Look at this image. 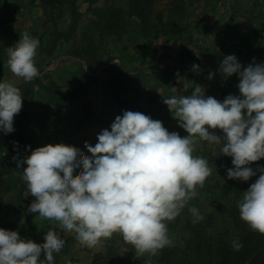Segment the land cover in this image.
<instances>
[{
    "label": "rangeland",
    "instance_id": "obj_1",
    "mask_svg": "<svg viewBox=\"0 0 264 264\" xmlns=\"http://www.w3.org/2000/svg\"><path fill=\"white\" fill-rule=\"evenodd\" d=\"M127 1L92 0L89 4L57 0L43 4L42 0H0V80H13L23 96L22 108L14 115V131L0 132V219L9 221L21 237L37 246L43 245V238L55 227L27 211L34 197L27 195L25 182L19 192L23 183L20 172L26 165L18 168L17 160L45 144L90 155L85 146L94 145L100 130L109 128L122 110L142 112L160 120L170 132L185 136L163 103V98L173 94L169 88L175 86L180 91L185 84L188 89L183 94L190 95L196 83L206 89V95L222 101L228 94H238L239 82L236 74L221 78L218 68L224 56L235 54L242 66L253 58L255 63L264 62V0H185L183 30L175 27L167 33L144 34L131 18L121 38L107 37L100 28L97 8L114 2L126 9ZM155 7L163 8L161 2ZM24 32L39 40L34 58L39 75L30 82L14 77L6 62L7 48ZM78 51L81 55H75ZM107 57L109 61L101 65ZM193 64L199 65V73L192 70ZM209 72L214 74L211 80ZM177 75L183 81H178ZM210 131L222 135L219 129ZM193 154L207 159L212 171L205 188L198 187L188 205L197 207L203 220L211 213L209 225L204 223L208 231H226L228 219L216 212V201L223 200L227 190L230 197L235 192L243 194L252 180L228 179L226 172L221 176L213 170L221 158L228 157L219 154L218 145L199 141ZM257 165L264 166V158L249 166L255 170ZM24 196L27 201L22 200ZM193 219L186 206L168 227L173 243L166 249L184 250V237L192 234L191 225L202 226L203 220ZM57 235L66 243L55 264H143L149 258L147 254L137 258L135 249L130 250L131 245L119 233L91 249L80 246L73 234ZM127 256L131 257L127 261L120 259ZM187 256L184 251L172 263L184 264ZM150 259L152 264H160ZM192 260L202 263L197 257Z\"/></svg>",
    "mask_w": 264,
    "mask_h": 264
},
{
    "label": "clouds",
    "instance_id": "obj_2",
    "mask_svg": "<svg viewBox=\"0 0 264 264\" xmlns=\"http://www.w3.org/2000/svg\"><path fill=\"white\" fill-rule=\"evenodd\" d=\"M38 46L39 40L24 32L7 48V67L14 77L30 82L39 75L34 62ZM191 68L200 71L197 64ZM218 72L222 79L236 74L238 94L221 101L194 83L190 95L183 94L188 89L184 84L180 91L169 88L173 94L163 98L185 136L142 112L122 110L109 128L100 130L94 145L85 146L90 155L45 144L17 160L18 168L26 165L20 173L27 195L34 197L27 211L55 231H48L43 245L37 246L16 230L0 227V264H55L66 243L57 233L73 234L89 249L119 233L137 258L147 254L143 264H152L151 257L172 245L167 224L186 206L193 222L204 218L197 207L188 205L212 171L207 159L193 154L199 141L218 145L219 154L231 157L228 179L248 181L260 173L237 208L251 230L264 234V166L255 170L249 166L264 158V62L255 63L253 58L242 66L235 54H229ZM213 75L209 72L207 78ZM22 99L13 80H0V132L14 131ZM210 129H219L222 135ZM232 247L237 251L242 247L239 237Z\"/></svg>",
    "mask_w": 264,
    "mask_h": 264
},
{
    "label": "trees",
    "instance_id": "obj_3",
    "mask_svg": "<svg viewBox=\"0 0 264 264\" xmlns=\"http://www.w3.org/2000/svg\"><path fill=\"white\" fill-rule=\"evenodd\" d=\"M42 1L43 4H49L57 0ZM74 1L75 0H72V2ZM85 1L89 4L92 3V0ZM156 2H161L163 8L157 9L155 7ZM127 4L126 9L114 2L106 3L103 7L97 8L100 28L104 35L115 39L121 38L127 31V20L131 18L137 20L144 34L152 32L167 33V31L175 27H179V30H183L184 28L182 19L185 16L183 14L185 11V0H128ZM77 54L81 55V52L78 51L75 55ZM109 58L110 57L105 58V61H102L101 65L106 64ZM91 67L90 63H88V68L91 69ZM118 74L125 75L126 73L118 72ZM230 160L231 157L221 158L216 165L212 166L213 170L215 172H220L221 176H225L226 169L231 165ZM10 167L11 165L9 164L7 168ZM258 176L259 175L250 177L248 181L252 180L253 183ZM23 184L24 181L20 187V193L22 189H24ZM215 184H219L220 186V181H217ZM206 185L207 182L203 187H200L201 190H203ZM229 195L230 190H227L221 197L223 200L219 199L216 201V212L225 215L228 219V229L226 231H208V227L204 226V223L209 225L212 215L211 213H207L206 218L201 223L202 226L199 227V224L191 225L192 234L188 237H184V250L180 248L177 250L178 252H176L168 248L166 249V246L161 249L156 256H153V258L160 264H173L172 260L185 251L188 256L186 263L183 262L184 264H264V234L251 230L248 225L240 219L237 201L242 198L243 194L235 192L231 197ZM22 198V200L27 201L25 196ZM174 221L175 219L168 222L167 227H170ZM0 227L14 230V225L5 219H0ZM194 233L197 235H194ZM197 236L198 240L195 239ZM236 237H239V241L242 243V247L238 251L232 247V241ZM128 248L134 250L131 246ZM193 257H197L202 263L193 261ZM130 258L131 257L127 256L120 259L122 261H127Z\"/></svg>",
    "mask_w": 264,
    "mask_h": 264
},
{
    "label": "crops",
    "instance_id": "obj_4",
    "mask_svg": "<svg viewBox=\"0 0 264 264\" xmlns=\"http://www.w3.org/2000/svg\"><path fill=\"white\" fill-rule=\"evenodd\" d=\"M107 66V65H106Z\"/></svg>",
    "mask_w": 264,
    "mask_h": 264
}]
</instances>
